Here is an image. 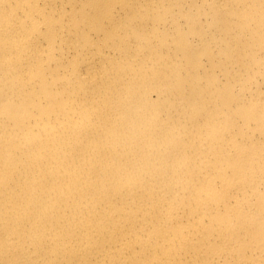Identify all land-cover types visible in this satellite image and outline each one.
Masks as SVG:
<instances>
[{
  "label": "bare ground",
  "instance_id": "bare-ground-1",
  "mask_svg": "<svg viewBox=\"0 0 264 264\" xmlns=\"http://www.w3.org/2000/svg\"><path fill=\"white\" fill-rule=\"evenodd\" d=\"M0 264H264V0H0Z\"/></svg>",
  "mask_w": 264,
  "mask_h": 264
}]
</instances>
